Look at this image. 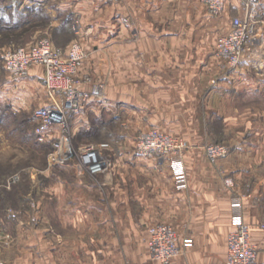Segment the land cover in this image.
Listing matches in <instances>:
<instances>
[{
    "label": "rangeland",
    "instance_id": "1",
    "mask_svg": "<svg viewBox=\"0 0 264 264\" xmlns=\"http://www.w3.org/2000/svg\"><path fill=\"white\" fill-rule=\"evenodd\" d=\"M241 1V11L230 7L219 14H212L204 4L205 9L204 6L200 7L201 5L193 6L192 0H184V31L186 32V26L196 25L197 21L200 37L205 41L203 51L207 47L212 50L208 55L214 57V68L210 72L204 70L210 76L209 86L212 88L219 89L218 84L223 83L225 77L237 72L223 66L218 60L211 40L223 33L230 21L244 11V0ZM197 9H203L215 18L213 30L211 25L206 26L200 17L196 18ZM255 12L264 37V1L258 0ZM45 20L43 16H37L34 22L23 26L21 32H26L17 41L8 40L7 28L0 25V222L8 235V241L0 245V259L6 264H148L150 262H144V233L151 224H158L155 222L159 221L156 219L154 223L141 222L138 218L140 211L135 210L132 212L137 223L128 220L126 196L130 193L127 189L132 175L128 159L140 155L135 147L136 137L140 132L146 131L144 128L154 125L151 123V119L155 118L150 112L151 107L144 103L149 99H144L141 93L138 98H127L125 63L119 66L112 63L114 52L109 46H92L93 42H89L86 37L81 39V36L76 34L80 26L78 18L70 19L69 31L64 36L69 39L65 45L57 44L52 32H36V27L42 25ZM90 21L92 22L91 19ZM183 36L187 35L184 33ZM42 39H49L62 50H67L74 42L81 44L88 51L82 67L88 62V69L98 70L95 76L89 73L81 75L79 72L78 78L84 89L90 90L101 85L102 92L98 98L87 103V107L95 108V111L90 108L86 111L87 107L84 108L85 125L73 133L72 147L76 152L82 146L104 145L101 153L111 169L108 176L78 174L74 165L75 159L51 164V144L48 141L39 142L35 136L36 121L33 113L39 105L33 104L23 109L20 93L10 85L5 88L10 78L3 68V53L33 45ZM205 39H209L207 43ZM86 45L89 48L85 47ZM122 54L125 58L126 53ZM139 56L142 57V54ZM260 63L263 67L260 71L249 67L242 70L243 74L239 72L233 76L240 78L248 74L250 78H257L264 88V57ZM242 66L243 64L238 69L241 70ZM118 79L119 82H116ZM229 82L221 87L225 85L231 89L235 81ZM117 84L125 95L115 97ZM232 89V93H229L231 97L227 101L215 102L217 108H224L230 113L227 121L224 122L220 117H215L212 123L206 121L205 130L203 127L197 130V135L201 134L197 148L206 156L207 145H224L227 148L225 158L216 162L209 161L207 156L206 159L224 187L230 191V196L239 195L250 199L252 193L257 191L264 200V92ZM103 92L106 103L99 106ZM166 113L175 119V112L171 108ZM149 129H156L182 140L187 145V150L190 148L184 137L179 136L184 134L185 130H147ZM158 164L161 166L158 169L169 177L166 164L162 161H158ZM14 175L18 176V180L8 184L9 178ZM137 179L141 183L142 175ZM79 187L85 193L83 201L87 205L102 201L106 207L104 212L108 217H112L111 221L98 223L94 210H85L87 206L79 210L76 204L69 205L70 199L78 200ZM254 203L252 200V204ZM261 206L259 226L264 231V201ZM251 212H255L253 207ZM256 212H260L258 207ZM86 214L91 215L89 219Z\"/></svg>",
    "mask_w": 264,
    "mask_h": 264
},
{
    "label": "crops",
    "instance_id": "2",
    "mask_svg": "<svg viewBox=\"0 0 264 264\" xmlns=\"http://www.w3.org/2000/svg\"><path fill=\"white\" fill-rule=\"evenodd\" d=\"M238 2L230 0L224 10L232 7L236 11H241L242 1ZM183 3L184 0H0V6L7 14L9 13V17L11 12L17 15L16 22L6 20L1 25L3 28L13 27L21 31L23 26H28L40 15L46 20L36 27V32L48 34L54 29H68L70 19L78 18L80 26L76 34H79L81 39L86 37L89 42H93L92 46L99 45L102 48L109 46L114 52L112 63L117 66L125 63L127 98H138L141 93L144 99H149L144 103L151 107L150 112L155 117L151 119V123L154 125L144 130L175 128L186 131L179 136L184 137L190 145L183 156L188 178L187 188L178 189L175 186L166 159L151 154H140L131 156L129 162L127 161L132 167L131 182L127 189L130 193L126 196V209L129 212L127 218L131 222H136L133 212L140 211L139 214L142 216L138 217L139 221L154 223L158 219L159 222L155 223L171 225L176 229L181 235L182 250L170 264H224L227 236L234 229L232 203L235 198H239L242 203L243 220L249 226L251 241L259 250L258 264H264V231L259 226L261 204L264 201L261 194L255 191L250 199H244L239 195L231 197L230 191L224 187L204 152L197 148V143L201 140V134L197 135V130L201 127L205 130L206 121L212 123L215 117H220L226 122L227 116L230 115L224 108H217L216 101H227L231 97L229 93H232V88L264 92L257 78H250L248 74L240 78L233 76L239 72L243 74L244 68L252 67L254 61L260 62L264 56L261 58L251 55L241 70L237 69V72L229 74L223 83L218 84L219 89L210 87V76L204 70L210 72L214 68V57L208 55L212 50L207 47L203 51L205 41L200 37V26L197 21L196 25L186 26V32L184 31ZM192 5L204 6L200 0H192ZM203 8L205 9V6ZM195 15L196 18L200 17L206 26L211 25L213 30L216 22L214 17L203 9L202 11L197 9ZM230 23L220 35L229 30ZM184 33L187 36H183ZM218 37L211 40L213 47ZM205 40L207 43L209 39ZM85 47L89 48L87 45ZM122 53H126L125 58ZM139 54H142V57ZM88 65L90 67L88 62L87 65L84 64L79 71L80 74L89 73L95 76L97 68L90 70ZM9 78L10 82L5 84V88L10 85L20 93L19 96L23 98L21 105L23 109L33 104H38V107L46 105L47 97L41 67L33 66L27 75L22 77L9 75ZM229 81H235L231 89L230 86L221 87L223 84L227 85ZM116 82H119V79ZM115 88V97L125 95L118 84ZM102 95L99 106L106 103L104 92ZM86 107L87 104L84 108ZM89 108L95 111L92 107H87L86 111ZM170 108L175 112V119L166 113ZM84 115L85 109L73 120V133L85 125ZM158 161L166 164L169 177L158 169L161 167ZM110 172L109 167L103 174L108 176ZM139 175L143 178L141 183L137 179ZM79 188L78 200L70 199L69 205L76 204L79 210L82 207L85 209L86 206L85 210H94L98 223L111 221L112 217H108L104 212L106 207L102 201L87 205L83 201L85 193L81 187ZM252 200L256 204H252ZM252 207L254 214L251 212ZM257 207L260 209L259 213L256 212ZM86 215L88 219L91 216ZM149 238L147 229L143 237L146 257L144 262L159 264L150 259ZM186 238L190 244L184 247L183 242Z\"/></svg>",
    "mask_w": 264,
    "mask_h": 264
},
{
    "label": "built area",
    "instance_id": "3",
    "mask_svg": "<svg viewBox=\"0 0 264 264\" xmlns=\"http://www.w3.org/2000/svg\"><path fill=\"white\" fill-rule=\"evenodd\" d=\"M230 0H200L212 14L221 13ZM244 11L235 16L229 30L220 35L214 45V54L231 70H237L251 55L264 56V40L260 21L256 19L258 0H244ZM88 56V51L81 44L71 43L67 50L57 48L49 39H42L33 45L7 50L2 55L3 68L13 77L26 75L33 66L43 69V85L47 94V103L34 110L36 121L35 136L39 142H50L51 164L76 160L78 174L98 176L109 167L101 151L104 145H86L76 152L72 147V122L92 99L101 95L102 86L87 90L78 78L79 71ZM252 67L260 71V62H253ZM55 135V136H54ZM136 150L143 155H156L166 159L178 189L187 188L183 156L187 145L177 138L156 129L140 132L136 137ZM206 156L211 162L223 159L227 155L224 145H207ZM18 180L11 176L8 184ZM232 223L234 229L227 236V252L224 264H258V248L250 238L249 226L242 217V203L233 199ZM150 258L159 264H170L182 250L181 235L171 225L158 223L148 228ZM8 241L0 222V245ZM190 241L186 238L183 246ZM0 264H6L0 259ZM218 264V263H213Z\"/></svg>",
    "mask_w": 264,
    "mask_h": 264
},
{
    "label": "trees",
    "instance_id": "4",
    "mask_svg": "<svg viewBox=\"0 0 264 264\" xmlns=\"http://www.w3.org/2000/svg\"><path fill=\"white\" fill-rule=\"evenodd\" d=\"M12 10V9H11ZM9 13L7 14L5 11H4V8H2L0 6V25L3 24L2 22L3 21H6V20H12L13 22H16L17 21V15L16 13L14 12H11L10 13V17L8 16ZM39 17H42L39 15ZM2 26V25H1ZM60 28V29H54L53 30V37H54V41L57 43V44H61V45H65L68 41V37L65 38V34L69 31L68 29L64 28ZM6 32V31H5ZM9 32H11L9 34ZM8 33L6 35V38L8 40H13V41H17L18 39H20V36L23 34V32L21 31H17V28H7V32ZM50 143V142H49ZM51 144V143H50Z\"/></svg>",
    "mask_w": 264,
    "mask_h": 264
}]
</instances>
